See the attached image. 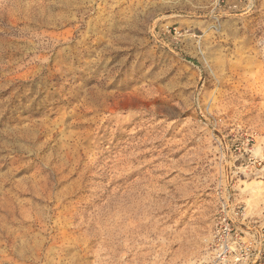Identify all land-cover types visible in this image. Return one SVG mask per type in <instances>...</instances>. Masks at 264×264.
I'll return each mask as SVG.
<instances>
[{
    "label": "rangeland",
    "instance_id": "1",
    "mask_svg": "<svg viewBox=\"0 0 264 264\" xmlns=\"http://www.w3.org/2000/svg\"><path fill=\"white\" fill-rule=\"evenodd\" d=\"M222 213L264 235V0H0V264H213Z\"/></svg>",
    "mask_w": 264,
    "mask_h": 264
},
{
    "label": "built area",
    "instance_id": "2",
    "mask_svg": "<svg viewBox=\"0 0 264 264\" xmlns=\"http://www.w3.org/2000/svg\"><path fill=\"white\" fill-rule=\"evenodd\" d=\"M213 264H264V235L243 237L234 222L225 213L220 214L213 234Z\"/></svg>",
    "mask_w": 264,
    "mask_h": 264
}]
</instances>
